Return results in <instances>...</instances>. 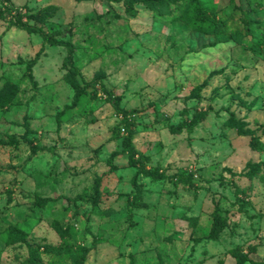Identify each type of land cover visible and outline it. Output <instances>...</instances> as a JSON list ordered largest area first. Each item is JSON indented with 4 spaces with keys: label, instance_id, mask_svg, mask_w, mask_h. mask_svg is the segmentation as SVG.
I'll return each instance as SVG.
<instances>
[{
    "label": "rangeland",
    "instance_id": "obj_1",
    "mask_svg": "<svg viewBox=\"0 0 264 264\" xmlns=\"http://www.w3.org/2000/svg\"><path fill=\"white\" fill-rule=\"evenodd\" d=\"M141 1L0 0V264H30L29 247L75 264L45 250L65 244L82 264H264V54L232 36L264 33V0H200L230 28L215 34ZM75 83L88 94L71 106ZM214 211L226 225L208 239ZM13 227L28 233L6 244Z\"/></svg>",
    "mask_w": 264,
    "mask_h": 264
},
{
    "label": "trees",
    "instance_id": "obj_2",
    "mask_svg": "<svg viewBox=\"0 0 264 264\" xmlns=\"http://www.w3.org/2000/svg\"><path fill=\"white\" fill-rule=\"evenodd\" d=\"M141 2L144 3L147 7H150L153 10L154 15H163V14H170L172 13L173 18L180 19L183 21L188 22L189 24L199 23L202 24L203 27L196 28L193 26L195 30L203 31L206 34H215L219 31H225L229 30L230 28L227 26L226 21L224 18H217V13L214 10H209L204 8L200 4V0H142ZM126 12L130 15H136L137 10L132 7V5H128L126 7ZM20 25H22L25 29L29 31H33L36 33H39L42 37V48L45 44H52V45H63L66 47L68 57L74 56L73 50L74 47L72 44L68 43L67 41H64L62 39H57L52 35H49L45 33L40 26H34L30 25L27 22H21ZM233 38H235L240 44L244 45L245 48L252 51L255 55H262L264 54V33L261 34L258 38H254V35L252 32H250V29H247L245 32H242L239 29H234L232 32ZM247 41H244V40ZM246 42V43H245ZM88 92L84 87L79 86L77 83H75L74 87V101L71 106L76 105L79 101L82 100V97L87 95ZM120 112L122 114V124L124 127V131L126 132V135H124L122 139V143L125 148H127L130 152L133 150L132 146V138L134 134V130L132 127V123L128 118V112L125 110L120 109ZM65 112H62L60 116H63ZM202 117H195L192 120H190L188 123L184 124V127H186L187 131L191 132L193 127L197 125L201 121ZM240 131H241V125ZM120 128H117L115 131V135L119 137ZM243 132V131H241ZM143 175L155 179V180H161L165 177V174L160 172V170L157 167H150L145 168L142 165L138 169ZM127 204L129 206L128 209V219L131 221L132 218V208L134 207H144L145 204L141 201L140 195L135 194L131 199H128ZM213 220L211 224V228L209 231V234L207 236L208 239H216L218 237V234L221 232V230L226 225V220L224 217L221 216L220 212L214 211L213 213ZM56 228L59 230L60 233H62V229L56 225ZM28 232L25 231L22 228L13 227V229H8L7 232L2 237L6 244H12L16 243L17 241L24 239L26 237V234ZM46 251L52 253V254H65L69 258H71L75 264H82L84 261V257L87 253V249L83 246H77L73 247V245L65 244L64 246H59L54 249H45ZM40 254V251L38 247H29V255L30 258L28 261L30 264H35L36 259L38 258V255ZM237 260L239 264H243L244 262H252L250 258H248L246 255H239L237 256Z\"/></svg>",
    "mask_w": 264,
    "mask_h": 264
}]
</instances>
